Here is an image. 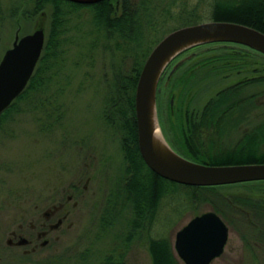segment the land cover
I'll return each instance as SVG.
<instances>
[{"label": "rangeland", "instance_id": "rangeland-1", "mask_svg": "<svg viewBox=\"0 0 264 264\" xmlns=\"http://www.w3.org/2000/svg\"><path fill=\"white\" fill-rule=\"evenodd\" d=\"M243 1L114 0L118 11L127 6L135 13L138 25L131 37L110 33L97 23L90 3L62 2L67 22L59 35L61 53L53 56L52 67L45 72L51 80L42 89L15 99L0 119V264H153L151 237H167L180 264H186L175 248L176 233L190 218L208 210L218 212L230 229L224 251L210 264H264V213L256 214L236 197L257 190V183L217 184L216 189L199 191V197H191L190 188L177 185L178 192L161 201L155 220L149 215L135 222V194L128 186L132 172L124 148L129 132L125 117L115 113L126 105L125 91L118 90L120 75L130 73L166 33L190 22L189 17L212 19L220 4ZM34 2L0 0V60L16 34L43 27L47 38L54 5L31 14ZM260 4L256 3L255 16L264 21V13H258ZM151 19L157 20L154 27ZM221 42L189 49L167 66L157 93L162 129L176 149L186 147L206 159L245 147L253 137L254 152L260 155L264 153L261 132L244 129L264 122V57L251 58L250 72L240 74L213 73L214 62L194 64L207 52L234 45ZM187 68H191V79L187 74L189 79L176 85L169 81L174 70L176 75ZM246 75L250 83L242 85L229 102L220 101L224 104L211 116L209 111L205 114L209 98ZM189 116L190 125H201L196 133L191 131V143L186 128ZM208 118L224 121L223 133L210 135L214 133L203 122ZM140 174L144 181V173ZM228 196L234 202L229 207L223 201L228 203ZM60 203L63 206L50 221L60 216L63 220L49 227L48 244L42 246L39 240L37 251L24 254L30 244L8 243L21 224L26 229L32 221L45 220L44 211Z\"/></svg>", "mask_w": 264, "mask_h": 264}, {"label": "water", "instance_id": "water-1", "mask_svg": "<svg viewBox=\"0 0 264 264\" xmlns=\"http://www.w3.org/2000/svg\"><path fill=\"white\" fill-rule=\"evenodd\" d=\"M94 3L100 0H72ZM46 40L43 27L16 34L0 60V114L27 86ZM235 42L264 53V31L247 23L210 19L166 33L144 61L135 91L138 142L147 164L158 174L185 184L217 185L264 179V162L214 164L183 155L166 138L158 115L157 90L170 62L184 50L208 42ZM161 131V135L157 130ZM229 226L215 210L196 214L176 233L175 248L186 264H210L225 248Z\"/></svg>", "mask_w": 264, "mask_h": 264}, {"label": "trees", "instance_id": "trees-1", "mask_svg": "<svg viewBox=\"0 0 264 264\" xmlns=\"http://www.w3.org/2000/svg\"><path fill=\"white\" fill-rule=\"evenodd\" d=\"M69 2L73 5H85V3H76L68 0H35V7L33 13L39 12L44 9L46 5L53 4V14L51 15L50 22V31L48 32L44 49L42 51L41 57L35 67V70L22 93L16 98L25 95L26 93L32 90L42 89L46 84L51 80V76L45 74L47 69L52 67V58L53 56H57L60 54L59 46L61 45L60 34L62 35L66 28L67 16L65 15V11L62 7V2ZM245 1V2H244ZM242 4L236 5V3H227L220 4L216 6L212 19H223V20H234L244 22L250 25H253L264 31V21L261 17L255 16L256 3H260L261 0H244ZM114 0H101L99 2L88 4L89 7L92 8L94 12V19L97 23L104 25L108 31L111 32H119L122 37H131L134 30V26L137 28L138 23L135 24V17L132 14L129 7H122L121 11H118L117 7L114 6ZM263 3V4H262ZM260 5L258 13L262 11L264 13V1ZM28 12V11H27ZM134 12V11H133ZM201 16L189 17L191 20L188 23H194L201 20ZM152 20V26L157 25L156 19ZM184 23V24H188ZM183 24V25H184ZM181 26V25H180ZM157 43V42H156ZM155 43V44H156ZM208 43H222V42H208ZM204 45V43H202ZM202 44H198L192 46L182 53L188 51L189 49H194L196 47L202 46ZM234 45L230 46L229 44L224 45V50H221L217 53H205L200 58L196 60L195 63H201L202 66H206L207 63L214 62L211 65V69L213 73L218 72H237V73H247L251 70L252 62L251 58H255V56L264 57V53L244 44L233 43ZM153 46V45H152ZM151 49V48H150ZM148 50L146 54L143 56V60L140 62H135L133 65V69L130 73L126 75H120V88L118 90L125 91L123 97H125L126 105L125 107H117L115 113L123 115L124 126L129 132L126 142L124 144V148L126 151L127 160L130 162L129 170L132 172L130 178L129 188L133 189V193L135 194V222L141 223V219L152 215L153 220H155L156 215H158V211L160 209V203L164 197L170 194H176L178 192L177 185L184 186L186 188H190L187 192L191 197H199V191L203 189H216L218 185H191L185 184L178 181H174L168 179L152 168L144 160L138 145V130H137V120H136V111H135V91L136 85L139 78V74L141 72L142 66L144 64L145 59L147 58L149 52ZM59 50V51H58ZM60 52V53H59ZM181 53V54H182ZM179 56V55H178ZM177 56V57H178ZM193 63V62H192ZM192 68V67H191ZM191 68L185 69L186 71L181 74H174L175 70L172 72L169 77V81H171L174 85L178 84L179 81L188 80L189 77L191 79ZM178 69V68H177ZM176 69V70H177ZM212 72V71H211ZM177 73V71H176ZM189 75V77L187 76ZM173 75V76H172ZM249 75V74H248ZM163 77V76H162ZM161 77V78H162ZM243 76L240 77L237 83L232 86H228L220 89L213 97L211 98H227L233 97L239 93V88L246 83H250L251 80ZM162 81V79H161ZM159 82V85L161 83ZM177 81V82H176ZM124 99V98H123ZM14 100L1 114L0 119L14 106ZM223 102H213L209 101L207 107H218ZM224 104V103H223ZM175 109V107H174ZM213 114L214 112L210 111L208 108L205 111V114H209V112ZM178 112H182V110H178ZM171 113V112H170ZM188 116V115H186ZM181 118V117H180ZM188 118V117H187ZM189 122L186 128L189 132H191L194 127L191 124V116L188 118ZM185 128V129H186ZM184 129V128H183ZM220 130H222L220 128ZM223 131V130H222ZM261 136L264 138V126L261 132ZM257 141L255 137L251 138L250 141L245 145H240L236 151L233 152H224L222 154H218L217 156L211 157L210 159L203 156H200L199 152L189 151L186 147L180 148L177 147L178 150L187 154L189 157L194 158L195 160L204 161L208 163L214 164H222V163H242V162H264V153L257 155V152H254L255 145ZM245 148V149H244ZM140 172L144 173L145 180L141 179ZM248 183H257L259 187L257 190H252L246 197H240L236 195L237 199L246 205L250 204L251 207L255 210L256 214L264 213V179L258 180H249V181H241L234 183H226L224 186H234V185H247ZM192 191V193H191ZM175 192V193H174ZM229 198V199H228ZM226 203L225 199H223L225 205H234V202L231 201L228 196ZM249 205V206H250ZM228 206V207H229ZM250 207V208H251ZM257 207V208H255ZM219 209V208H217ZM261 211V212H257ZM151 212V213H150ZM149 247L153 257V264H180V260L174 252V248L171 244V241L167 237H151L149 239ZM117 264V263H115ZM124 264V263H119Z\"/></svg>", "mask_w": 264, "mask_h": 264}, {"label": "flooded vegetation", "instance_id": "flooded-vegetation-1", "mask_svg": "<svg viewBox=\"0 0 264 264\" xmlns=\"http://www.w3.org/2000/svg\"><path fill=\"white\" fill-rule=\"evenodd\" d=\"M264 1V0H263ZM263 1H261V3L263 2ZM263 4V3H262ZM259 10V9H258ZM227 99H232V98H229V97H227V98H225V97H223V98H209V101H218V102H220V101H223V102H225V101H228ZM234 99V98H233ZM229 100V101H230ZM228 101V102H229ZM218 107H215V106H213V107H210V111H212V112H214L216 109H217ZM212 114L210 113V116H211ZM225 120V119H224ZM194 121V120H193ZM204 121H206L205 122V126L206 127H204V128H207V129H209L210 130V133H214V134H210V135H220V133H223V131L222 130H220V128L221 129H223V127L224 126H222L223 125V123H224V121H220V120H217V119H215V118H208V119H204L203 120V122ZM203 122H201V124L203 123ZM195 123V122H194ZM200 126L201 125H199V126H197V127H195L192 131L194 132V133H196L197 131H199V130H201L200 129ZM263 126H264V122L263 123H261V124H258V127L257 128H254V129H251V128H249V129H244L245 130V132H262V129H263ZM211 128V129H210ZM213 131V132H212ZM225 133V132H224ZM167 135V134H166ZM168 137V136H167ZM168 139H169V141L170 142H172L171 141V139L168 137ZM193 141V139H192V132H191V134H190V136H189V139H188V142L189 143H191ZM173 143V142H172ZM171 143V144H172ZM188 144V143H187ZM173 145V144H172ZM176 147V146H175ZM197 147V146H196ZM195 150H198V148H196ZM183 153V152H182ZM184 155H186L187 157H189L187 154H185V153H183ZM63 206V204L62 203H60V204H54L53 206H51V207H49L48 209H46L45 211H44V216L46 217V219L45 220H40L39 222H36V221H32V224H31V226L30 227H26V229H25V227H24V225L23 224H21L20 225V227L22 228V229H15L13 232H12V236L11 237H9L8 238V243L9 244H11V245H14V246H19V245H31V247L30 248H25L23 251H24V254H26V253H28V254H30V253H33V252H35V251H37V249L40 247L39 246V240H41V245L42 246H44V245H46V244H48L49 243V241H50V239H51V237L49 236V234H50V230H49V227H51L52 229L54 228V226L55 225H57L56 223H60V222H62V220H63V217H58L57 218V220H56V222H52V221H50V219L52 218V216L55 214V213H57L58 212V210L60 209V207H62ZM38 224H40V227H38ZM34 230V231H33Z\"/></svg>", "mask_w": 264, "mask_h": 264}, {"label": "bare ground", "instance_id": "bare-ground-1", "mask_svg": "<svg viewBox=\"0 0 264 264\" xmlns=\"http://www.w3.org/2000/svg\"><path fill=\"white\" fill-rule=\"evenodd\" d=\"M157 133L161 135V131L159 129L157 130Z\"/></svg>", "mask_w": 264, "mask_h": 264}]
</instances>
